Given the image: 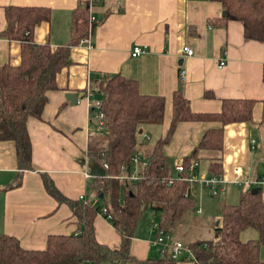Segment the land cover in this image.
<instances>
[{
    "label": "crops",
    "instance_id": "1",
    "mask_svg": "<svg viewBox=\"0 0 264 264\" xmlns=\"http://www.w3.org/2000/svg\"><path fill=\"white\" fill-rule=\"evenodd\" d=\"M86 1L92 0H0V66L19 65L22 51L19 41L1 37L6 29V7L49 9L50 21L34 30L33 42L57 48L69 43L72 12ZM89 15L94 19L89 38L91 49H71L70 63L57 75L56 90L47 93L41 117L27 120L32 170L20 171L13 142H0V234L16 238L25 250L42 251L51 236L79 233L81 227L71 209L46 193L42 181L45 174L68 200L99 208L93 222L96 241L112 250L119 249L120 235L110 220L100 214L105 206L91 184L105 176L88 158L89 147L102 143L104 131L96 126L91 99L85 95L75 104L66 100L67 95L78 97L91 90L102 77L117 74L137 82L141 94L164 99L162 124L144 125L139 130L141 134L138 132L132 156L147 161V153L170 127L176 91H182L194 114H218L225 100L255 101L252 123L223 127L222 151L198 152L196 176L199 180L207 177L209 162L221 159L219 178L228 183L217 186L219 194L227 197L231 189L241 194L258 188L264 205V186L231 183H252L264 176V126L260 123L264 43L246 40L242 23L223 21L222 6L212 0H99L90 8ZM186 46L192 49L193 56L182 53ZM135 47L146 51L132 58ZM181 70L185 71L183 80ZM219 128L218 122L179 123L170 142L162 148L171 163L169 175L175 177L174 166L191 155L206 131ZM152 136L157 140L155 144H149ZM252 141L256 142L255 147ZM201 162L205 164L204 170ZM154 233L151 239L137 234L136 229L129 249L132 258L145 261L164 257L165 251L152 246ZM170 234L180 241L177 233ZM259 238L255 230L240 235L243 242ZM196 240L202 239L180 242L185 246ZM259 257L264 261V243ZM190 258L184 251L176 264H194Z\"/></svg>",
    "mask_w": 264,
    "mask_h": 264
},
{
    "label": "trees",
    "instance_id": "2",
    "mask_svg": "<svg viewBox=\"0 0 264 264\" xmlns=\"http://www.w3.org/2000/svg\"><path fill=\"white\" fill-rule=\"evenodd\" d=\"M223 9V21H237L243 25L244 38L264 43V0H212ZM99 0L86 1L72 12L70 41L66 46L52 48L49 44L33 42L34 30L50 21L46 8H5L6 29L1 37L19 41L22 45L17 66H0V142H13L18 169L32 170V148L27 131L29 118L39 119L47 103V93L56 90V77L70 63L71 49L82 39L90 37L94 23L90 22V8ZM101 102L104 114L102 144L88 149V158L105 176L92 181V188L110 216V223L120 235V246L112 250L96 241L93 222L99 208L82 201L65 198L48 176L42 174L46 193L58 204H66L78 219L79 233L71 236H51L45 250H25L19 241L0 234V264H176L168 252L161 259L137 261L129 254L138 222L147 211L160 214L159 228L166 233H178L188 212L194 208L187 182L170 179L171 163L162 148L167 145L179 123L218 122L219 129L206 131L184 165L197 160L200 150L222 151L223 127L232 123H252L253 100H225L218 114H194L181 90L172 99L173 117L166 136L147 153L148 167L141 179L134 183L116 179L120 168L135 154L138 132L144 125H161L164 99L143 95L137 82L120 74L104 76L91 89ZM84 93V92H83ZM86 93V92H85ZM261 124L264 126V102ZM105 142V143H104ZM107 165L104 169L103 165ZM199 166V164H198ZM198 168V167H197ZM196 168V171H197ZM221 159L209 162L207 177H220ZM162 179H166L162 182ZM19 181L16 186H19ZM251 191V190H250ZM249 190L240 194L237 205L223 204L213 238L196 240L185 245L194 264H264L259 250L264 243V205L261 189L256 195ZM252 229L260 234L258 240L243 242L242 232Z\"/></svg>",
    "mask_w": 264,
    "mask_h": 264
},
{
    "label": "built area",
    "instance_id": "3",
    "mask_svg": "<svg viewBox=\"0 0 264 264\" xmlns=\"http://www.w3.org/2000/svg\"><path fill=\"white\" fill-rule=\"evenodd\" d=\"M90 22H94V19L91 17ZM90 37H87L85 39H82L79 43V46H83L87 48L88 50L91 49V43L89 40ZM145 49H142L141 47H135L132 50L131 57L137 58L145 53ZM182 53L185 54L187 57L193 56V51L189 47H184L182 49ZM221 66L224 64L221 63ZM185 78V71H180V79L183 80ZM86 97L91 99V110L94 113V120L96 122V126L100 131H104V114L101 111V102L97 99V96L91 91L88 90L86 92ZM145 140L148 141L149 138L145 136ZM253 147L256 146V142L252 141ZM198 161L197 160H191L188 165H184L183 162H180L174 166L175 169V177H172L170 179H167L168 185L172 184L173 180H180L187 182L188 184L199 182L204 188L208 190L210 195H217L219 194L217 190V186L219 184H227L228 182H225L222 178H219L217 176L215 177H205L201 180H199L196 176V168L198 167ZM104 169H107V165H103ZM148 167V161L145 159H142L138 155H134L131 157L129 164L123 165L120 168V174L116 178L123 182H129L134 183L141 179V174ZM89 177V175H87ZM166 179H162V182H164ZM235 185L242 186V185H253V186H264V176L260 178L259 180L249 183V182H241L239 180L231 182ZM83 200V198L81 199ZM84 201V200H83ZM100 214L103 215L106 219H110V216L105 208L101 209ZM153 224V229L155 231V239L152 242V246L159 247L163 251L168 252L169 256L173 260H178L179 257L182 255L184 251H186V248L183 243L176 240L173 235L170 233L164 232L162 229L159 228L158 224ZM189 253V252H188Z\"/></svg>",
    "mask_w": 264,
    "mask_h": 264
},
{
    "label": "rangeland",
    "instance_id": "4",
    "mask_svg": "<svg viewBox=\"0 0 264 264\" xmlns=\"http://www.w3.org/2000/svg\"><path fill=\"white\" fill-rule=\"evenodd\" d=\"M153 136L152 141L149 144H155L157 141ZM103 141H105V137L102 138V143ZM200 167L201 170H204V162H201ZM189 190L193 198L194 208L186 215L185 221L181 226V231L177 233V237L183 243L184 241L188 242L195 239H212L213 227L219 220L220 206L224 203L228 205H237L239 202L240 191L237 189H231L229 195L227 197L225 196L226 198L221 194H219V196H217V194L214 197L209 194L206 188L200 186L197 182L191 183ZM199 211L201 213L198 214ZM160 221L159 213L155 214L153 211H147L138 222L137 234L140 232L144 237L152 239L154 236L152 223L154 222V224H159ZM249 231L252 232V229L246 230V232ZM246 234L248 233H245V235Z\"/></svg>",
    "mask_w": 264,
    "mask_h": 264
},
{
    "label": "water",
    "instance_id": "5",
    "mask_svg": "<svg viewBox=\"0 0 264 264\" xmlns=\"http://www.w3.org/2000/svg\"><path fill=\"white\" fill-rule=\"evenodd\" d=\"M93 30H94V27L91 29V33L93 32ZM85 95H86L85 93L80 94L78 97L72 96V95H67L66 96V100L69 101V102H71V104H75L78 100H81L82 98H84ZM139 133L141 134V132H139ZM258 191H259V189L258 188H255V189H252L250 191V193L252 195H256L258 193ZM100 198H102V195H100ZM217 225H218V222L215 224V226H217Z\"/></svg>",
    "mask_w": 264,
    "mask_h": 264
}]
</instances>
